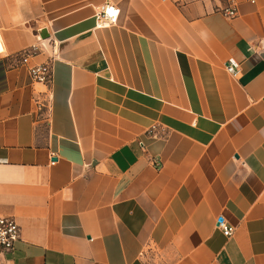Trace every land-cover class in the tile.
Returning a JSON list of instances; mask_svg holds the SVG:
<instances>
[{"label": "crops", "instance_id": "1", "mask_svg": "<svg viewBox=\"0 0 264 264\" xmlns=\"http://www.w3.org/2000/svg\"><path fill=\"white\" fill-rule=\"evenodd\" d=\"M0 215V264H264V0H0Z\"/></svg>", "mask_w": 264, "mask_h": 264}, {"label": "built area", "instance_id": "2", "mask_svg": "<svg viewBox=\"0 0 264 264\" xmlns=\"http://www.w3.org/2000/svg\"><path fill=\"white\" fill-rule=\"evenodd\" d=\"M224 14L229 17H235L238 11L235 7H230L224 10ZM119 16L120 8L116 4L108 2L97 12V26H113L118 23ZM22 62L25 64L30 62V54L28 52L22 54ZM226 69L233 76H237L240 72L239 64L234 59L228 60ZM29 73L35 82L49 83L52 79V66L50 63L31 65L29 66ZM219 227L222 228L224 234L227 236L232 235L234 231L232 226L221 220L219 221ZM20 237L21 227L16 219L11 216L0 215V254L12 251Z\"/></svg>", "mask_w": 264, "mask_h": 264}]
</instances>
